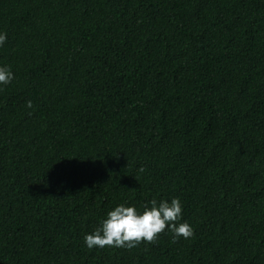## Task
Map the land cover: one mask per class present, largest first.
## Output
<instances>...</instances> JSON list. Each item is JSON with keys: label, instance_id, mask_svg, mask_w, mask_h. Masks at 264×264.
I'll use <instances>...</instances> for the list:
<instances>
[{"label": "trees", "instance_id": "16d2710c", "mask_svg": "<svg viewBox=\"0 0 264 264\" xmlns=\"http://www.w3.org/2000/svg\"><path fill=\"white\" fill-rule=\"evenodd\" d=\"M0 264H264V0H0Z\"/></svg>", "mask_w": 264, "mask_h": 264}]
</instances>
